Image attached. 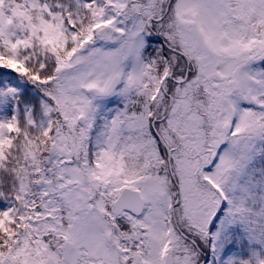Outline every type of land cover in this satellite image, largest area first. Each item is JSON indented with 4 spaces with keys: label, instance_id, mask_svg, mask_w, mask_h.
<instances>
[{
    "label": "snow or ice",
    "instance_id": "1",
    "mask_svg": "<svg viewBox=\"0 0 264 264\" xmlns=\"http://www.w3.org/2000/svg\"><path fill=\"white\" fill-rule=\"evenodd\" d=\"M0 264H264V0H0Z\"/></svg>",
    "mask_w": 264,
    "mask_h": 264
}]
</instances>
